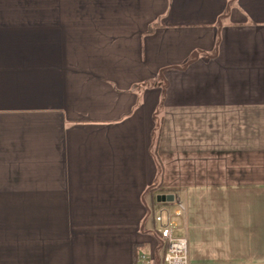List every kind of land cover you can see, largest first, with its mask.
<instances>
[{
    "label": "crops",
    "instance_id": "1",
    "mask_svg": "<svg viewBox=\"0 0 264 264\" xmlns=\"http://www.w3.org/2000/svg\"><path fill=\"white\" fill-rule=\"evenodd\" d=\"M177 203L264 264V0H0V264H162Z\"/></svg>",
    "mask_w": 264,
    "mask_h": 264
},
{
    "label": "built area",
    "instance_id": "2",
    "mask_svg": "<svg viewBox=\"0 0 264 264\" xmlns=\"http://www.w3.org/2000/svg\"><path fill=\"white\" fill-rule=\"evenodd\" d=\"M177 207L178 210L174 215L166 212V214L160 213L156 217V221L160 225L159 234L165 244L162 264H189L187 240L174 235V229L177 228L174 217L181 216L185 212L183 204L177 203Z\"/></svg>",
    "mask_w": 264,
    "mask_h": 264
},
{
    "label": "water",
    "instance_id": "3",
    "mask_svg": "<svg viewBox=\"0 0 264 264\" xmlns=\"http://www.w3.org/2000/svg\"><path fill=\"white\" fill-rule=\"evenodd\" d=\"M158 201L163 203H173L175 197L173 195H163L158 197Z\"/></svg>",
    "mask_w": 264,
    "mask_h": 264
},
{
    "label": "rangeland",
    "instance_id": "4",
    "mask_svg": "<svg viewBox=\"0 0 264 264\" xmlns=\"http://www.w3.org/2000/svg\"><path fill=\"white\" fill-rule=\"evenodd\" d=\"M162 206H163V207H164V206H169V204H166V203H159V204H158V207H159V208L162 207ZM157 211H160V209H157ZM166 212H168V211H167V210H164V211H163L164 214H166Z\"/></svg>",
    "mask_w": 264,
    "mask_h": 264
}]
</instances>
